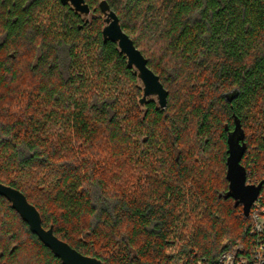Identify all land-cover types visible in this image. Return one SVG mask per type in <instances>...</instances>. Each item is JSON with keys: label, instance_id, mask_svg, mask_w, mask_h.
I'll return each instance as SVG.
<instances>
[{"label": "trees", "instance_id": "16d2710c", "mask_svg": "<svg viewBox=\"0 0 264 264\" xmlns=\"http://www.w3.org/2000/svg\"><path fill=\"white\" fill-rule=\"evenodd\" d=\"M0 0V183L104 264H218L264 247L224 198L227 137L264 179V0ZM167 91L148 100L100 3ZM260 195L264 196V185ZM0 264H62L0 196Z\"/></svg>", "mask_w": 264, "mask_h": 264}, {"label": "water", "instance_id": "95a60500", "mask_svg": "<svg viewBox=\"0 0 264 264\" xmlns=\"http://www.w3.org/2000/svg\"><path fill=\"white\" fill-rule=\"evenodd\" d=\"M59 1L61 4L67 5L84 24L88 22L90 9L85 0ZM100 8L104 24L101 30L102 38L104 41L109 40L116 44L119 53L126 59L127 67L133 70L137 86L141 89V97L138 100L139 106L143 109L145 103L151 100L159 108H164L167 101V91L160 83L158 76L147 67L146 59L134 47L132 40L122 31L115 13L110 10L105 2L100 3ZM227 145L225 179L228 182V189L224 198H231L234 207L240 206L242 214L248 217L251 205L264 185V179L258 184H246V170L240 163L246 145L243 131L236 117L234 118V129L227 137ZM0 196L10 203L11 208L28 225L30 232L36 235L62 264H104L95 257L82 255L66 242L58 239L53 234L52 227L44 229L41 225L39 212L19 190L0 183Z\"/></svg>", "mask_w": 264, "mask_h": 264}, {"label": "built area", "instance_id": "2783aa9c", "mask_svg": "<svg viewBox=\"0 0 264 264\" xmlns=\"http://www.w3.org/2000/svg\"><path fill=\"white\" fill-rule=\"evenodd\" d=\"M246 184H250L247 178ZM249 216L252 219L249 233L252 236L264 235V196L260 193L251 205ZM218 264H264V247L253 245L249 255H245L242 246L237 245L231 251L222 254Z\"/></svg>", "mask_w": 264, "mask_h": 264}]
</instances>
